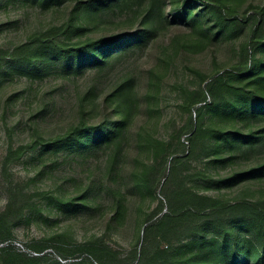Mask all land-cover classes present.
<instances>
[{
    "label": "rangeland",
    "instance_id": "obj_1",
    "mask_svg": "<svg viewBox=\"0 0 264 264\" xmlns=\"http://www.w3.org/2000/svg\"><path fill=\"white\" fill-rule=\"evenodd\" d=\"M57 1L0 0V181L22 190L9 209L0 188V215L10 210L12 232L0 243V264H211L204 256L212 247L183 246L248 232L242 212L230 207L264 200V132L249 145L217 140L239 125L228 98L248 81L236 71L221 91L224 112L196 116L197 93L217 73L245 64L248 17L264 0H162L163 20L147 21L149 37L128 42L115 62L74 69L53 45L83 51L113 43L137 29L143 7L123 0L98 11L89 0ZM126 83L146 88L147 113L139 112L134 87L120 138L69 146L76 127L113 113L103 99ZM134 118L140 126L125 139Z\"/></svg>",
    "mask_w": 264,
    "mask_h": 264
},
{
    "label": "trees",
    "instance_id": "obj_2",
    "mask_svg": "<svg viewBox=\"0 0 264 264\" xmlns=\"http://www.w3.org/2000/svg\"><path fill=\"white\" fill-rule=\"evenodd\" d=\"M122 1L123 0H89V7L90 9L103 11L110 4L117 5ZM124 1L127 6L135 0ZM196 1L197 3H201L206 0ZM77 3V1L72 2L70 7H76ZM137 4L143 7V11L138 15L140 21L134 32L129 33L125 37L121 36L110 44L105 42L103 45L101 42H98L92 47L89 46L85 48L83 51H79L80 49L69 50L58 43V45L52 46L54 52L59 56H64V58H71L69 65L72 69L87 65L95 68L101 61L115 62L119 56L118 51L120 49L127 50L132 47V44L128 42L135 40L139 43L143 38L150 36L151 31L146 26L148 20L152 19L154 15H157L159 20H163L165 4L162 0H138ZM220 11L223 12L221 7ZM226 19H230V17L226 16ZM248 20L252 21V25L244 49L245 64L242 67L236 68L234 71L226 70L217 73V76L207 82L204 89L197 93L198 100L196 103L199 104V106L195 107V115L200 118L203 117V111L206 108L216 112H224L222 108L226 103H222L224 97L221 95V91L224 89L226 79L234 75L235 71V73L248 81L245 88L235 91V95L228 98L232 110L228 112V114L233 116L236 115L240 120L239 125L235 128V132L226 131L217 139L221 140V138H223V144H228L230 143V138H235L237 141H240L242 145H249L254 140L261 138V134L264 132V4L254 9L248 17ZM234 23L237 24V26L241 25L240 29L246 26L245 20L241 22L235 20ZM50 33V30L43 31L40 40H48L44 35H50ZM223 37L224 33L222 29L218 27L215 39H222ZM86 49L88 50L85 51ZM134 87L136 90L135 98L137 99V108H139V112L146 114L148 101L146 99V88L137 87L136 85ZM134 87L129 86V83L114 85L112 91L103 99L102 103L106 111L113 109V113L109 114L108 117H104L98 125L86 127L84 124H81L80 127H76L74 133L66 135V143L71 147L87 149L92 142L97 144L104 142L111 143L117 137L120 138L132 115L127 107L125 108V104L132 90L134 92ZM194 121L195 118L193 114H191L189 124L193 125ZM249 125L251 127H249ZM253 125L255 126L252 127ZM139 126V120H135L134 118L131 127L127 129L125 139H132L134 128L136 127L137 130ZM247 128H249V131L245 133L247 131L245 129ZM119 143V145H116L117 148L122 147V138ZM253 170L261 171V166ZM0 188L4 189L10 197L8 204L9 209L17 206V195L22 194V190L12 185H4L1 181ZM231 208L242 212L239 219H242L243 222L246 223L248 232L245 234L241 233L236 238L233 237L232 242H226L219 237L205 239L195 237L185 242L183 248L192 247L194 244L198 243L203 246L208 245L212 247L211 251L204 256V260H211V264H264V200L256 202L245 200L231 206L230 209ZM9 209H7L4 214L0 215V243L12 238V232L7 225ZM19 210L20 212L17 213L15 218H20L23 215L26 206L19 207ZM172 214L173 213H169L165 215L164 219L169 218ZM234 219L238 218L232 217V220ZM147 223L144 229L145 236L148 235L147 233L152 226L151 223ZM241 238L242 240L237 242L238 239L240 240ZM214 248L217 249L218 252H216ZM174 254L179 255L180 250L174 251ZM205 263L206 262L194 261L191 259V264Z\"/></svg>",
    "mask_w": 264,
    "mask_h": 264
}]
</instances>
